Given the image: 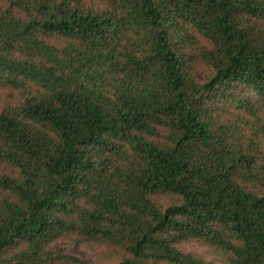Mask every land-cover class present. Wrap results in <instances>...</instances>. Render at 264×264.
Returning <instances> with one entry per match:
<instances>
[{
    "label": "trees",
    "instance_id": "trees-1",
    "mask_svg": "<svg viewBox=\"0 0 264 264\" xmlns=\"http://www.w3.org/2000/svg\"><path fill=\"white\" fill-rule=\"evenodd\" d=\"M0 264H264V0H0Z\"/></svg>",
    "mask_w": 264,
    "mask_h": 264
},
{
    "label": "rangeland",
    "instance_id": "rangeland-1",
    "mask_svg": "<svg viewBox=\"0 0 264 264\" xmlns=\"http://www.w3.org/2000/svg\"><path fill=\"white\" fill-rule=\"evenodd\" d=\"M1 172L13 173L12 168L3 165L0 166ZM54 246L65 251L69 255L77 256L90 264H118L117 261L109 262L106 257L107 247L95 240L89 238H62L54 243ZM179 247L186 252H197L208 259L215 260L218 264H226V259L219 254L212 252L208 247L203 246L199 241H184ZM61 264H71L69 260Z\"/></svg>",
    "mask_w": 264,
    "mask_h": 264
}]
</instances>
